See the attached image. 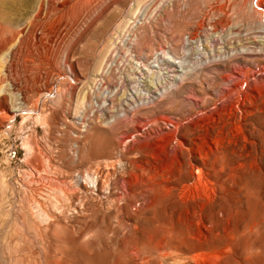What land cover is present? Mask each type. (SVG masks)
I'll list each match as a JSON object with an SVG mask.
<instances>
[{
	"label": "rangeland",
	"instance_id": "374dc122",
	"mask_svg": "<svg viewBox=\"0 0 264 264\" xmlns=\"http://www.w3.org/2000/svg\"><path fill=\"white\" fill-rule=\"evenodd\" d=\"M0 120V264H264V0H0Z\"/></svg>",
	"mask_w": 264,
	"mask_h": 264
},
{
	"label": "bare ground",
	"instance_id": "6f19581e",
	"mask_svg": "<svg viewBox=\"0 0 264 264\" xmlns=\"http://www.w3.org/2000/svg\"><path fill=\"white\" fill-rule=\"evenodd\" d=\"M165 87V86H164ZM167 90V89H166ZM161 93V92H160ZM145 103V102H144ZM21 108V107H20ZM13 109V108H12ZM14 115V112L12 113ZM6 117V116H5ZM4 123L3 120H0V126Z\"/></svg>",
	"mask_w": 264,
	"mask_h": 264
},
{
	"label": "built area",
	"instance_id": "2783aa9c",
	"mask_svg": "<svg viewBox=\"0 0 264 264\" xmlns=\"http://www.w3.org/2000/svg\"><path fill=\"white\" fill-rule=\"evenodd\" d=\"M169 123H171V122H169Z\"/></svg>",
	"mask_w": 264,
	"mask_h": 264
}]
</instances>
